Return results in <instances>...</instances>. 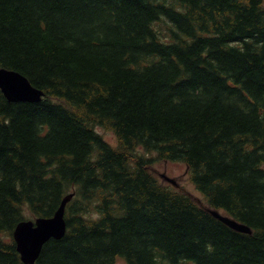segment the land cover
<instances>
[{"label": "trees", "instance_id": "1", "mask_svg": "<svg viewBox=\"0 0 264 264\" xmlns=\"http://www.w3.org/2000/svg\"><path fill=\"white\" fill-rule=\"evenodd\" d=\"M0 66L46 93L0 90V264H24L17 225L72 191L36 264H264V0H0Z\"/></svg>", "mask_w": 264, "mask_h": 264}, {"label": "water", "instance_id": "2", "mask_svg": "<svg viewBox=\"0 0 264 264\" xmlns=\"http://www.w3.org/2000/svg\"><path fill=\"white\" fill-rule=\"evenodd\" d=\"M0 88L11 102L37 103L41 100L43 93L34 88L31 83L21 74L0 68ZM72 196H68L62 202L59 210L52 218H40L36 223L32 221L22 222L16 229L15 239L22 261L26 264H34L39 258L43 246L54 239H62L66 233V222L64 220L65 207ZM214 215L232 228L249 232L247 227L223 217L218 213Z\"/></svg>", "mask_w": 264, "mask_h": 264}, {"label": "rangeland", "instance_id": "3", "mask_svg": "<svg viewBox=\"0 0 264 264\" xmlns=\"http://www.w3.org/2000/svg\"><path fill=\"white\" fill-rule=\"evenodd\" d=\"M96 130L103 134V136L109 141H107L108 143H110L111 145L115 146L114 144L117 142V139L115 137V135L112 132H108L106 131L104 128L102 127H97ZM143 154H147V152H145L143 149H141ZM140 151V152H141ZM149 156L155 158L156 157V153H151L148 154ZM153 170L156 173V175L165 183H168L167 181H165V179H163L161 177L162 174L165 175H171L174 176L175 180H177V182L179 183V186L176 187L179 190H187L188 193L191 192L193 193L192 195H194L195 197H200L201 201H203L204 197L201 193H199L195 186H193L189 180L190 176H189V169L186 168L185 165H183L182 162L180 163H171L169 161H162V160H154L153 164H152ZM169 184V183H168ZM183 185V186H182ZM180 186H182V188H180ZM190 193V194H191ZM197 197V198H198Z\"/></svg>", "mask_w": 264, "mask_h": 264}, {"label": "bare ground", "instance_id": "4", "mask_svg": "<svg viewBox=\"0 0 264 264\" xmlns=\"http://www.w3.org/2000/svg\"><path fill=\"white\" fill-rule=\"evenodd\" d=\"M232 228V227H231Z\"/></svg>", "mask_w": 264, "mask_h": 264}]
</instances>
